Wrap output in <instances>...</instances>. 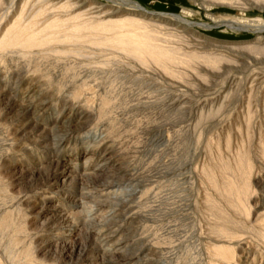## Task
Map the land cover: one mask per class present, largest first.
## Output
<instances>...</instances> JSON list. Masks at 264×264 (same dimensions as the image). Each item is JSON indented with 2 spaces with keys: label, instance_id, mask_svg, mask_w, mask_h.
<instances>
[{
  "label": "rangeland",
  "instance_id": "obj_1",
  "mask_svg": "<svg viewBox=\"0 0 264 264\" xmlns=\"http://www.w3.org/2000/svg\"><path fill=\"white\" fill-rule=\"evenodd\" d=\"M71 1L116 13L110 19L132 15L135 28L155 29L181 53L239 62L213 68L214 75L197 62L181 64L174 68L185 74L183 82L171 83L152 61L145 66L91 44L0 57V263L209 264L218 220L209 198L231 215L205 174L215 166L218 144L230 159L246 145L264 176V81L250 80L255 71L264 74V62L233 50L251 45L256 34L228 25L234 18L264 20V10L236 8L231 0ZM137 6L142 12L131 14ZM62 170L68 178L56 184L52 177ZM249 235L242 242L260 262L264 241Z\"/></svg>",
  "mask_w": 264,
  "mask_h": 264
},
{
  "label": "bare ground",
  "instance_id": "obj_2",
  "mask_svg": "<svg viewBox=\"0 0 264 264\" xmlns=\"http://www.w3.org/2000/svg\"><path fill=\"white\" fill-rule=\"evenodd\" d=\"M5 1L6 0H0V12L3 11V13L0 14V16H1L0 17L1 18V21H0V57H5L8 53H12V52H19L20 54H22V53L27 54V53H32L34 51H38V52H41L44 54H49V53H52L51 51H53L54 48L61 46L62 44H65V45H71L72 44V45H77L79 47L82 45L85 46V44H91V45H94L97 48H100L102 50L103 49L113 50L115 53H120L122 55H125V57L127 56V57H130L136 61H139L141 64H143L145 66L147 64L149 65V63H148L149 61H152L155 64L156 70L158 71V73H160L164 78L170 80L171 83H172V81L173 82H179V83L183 82L185 74L182 71H180L181 69L176 70L174 68V67L180 66L181 64L182 65L186 64V65L191 66L192 62H197L199 64L198 68L201 71H206V72L214 75L215 72H214V70H212L213 68L221 67V64H223L225 62L228 64L239 62V60L228 59V58L223 57V56L207 54L205 52H204V54L201 52L181 53L176 47H169L170 45L165 46L163 44V42H170L171 40L169 38L160 37L159 35H157V33H156L157 31L155 29H152V28L148 29L147 27H139L140 25L138 26L139 28H135L134 21H137V20L132 15H131L132 16L131 17V16L124 14L125 16L123 15L124 17H122L120 19H110L109 17H113L114 15H116V13H114V12H104L103 13V11L101 10L102 9L101 6L100 7H93L90 9L84 8L85 9L84 10V9H82L83 5L82 4L80 5L79 1L72 3L71 0H12L10 2V6H8L9 3L5 2ZM231 1L233 3V6H235L236 8H242V9L258 8L257 10H260V9L264 10V0H243V1L231 0ZM94 8H98V9L96 11H92ZM133 8L130 9L132 12L131 14H133L135 12H142V10L139 8V6H137V8H139L141 11L137 10V8L136 9H133ZM228 25L232 26L233 28L234 27L237 28V26H239L238 29L242 27L241 29L251 30L256 34L255 41L251 45L234 46L233 50L235 52H239V53L243 54L244 56H247L248 59H250L249 62L260 61V60L262 62H264V20L254 19L251 21H242L240 19L238 20V19L234 18V19H231L228 21ZM155 27H156V24H155ZM73 50L77 51V53L81 51V49H73ZM73 50H71V51H73ZM62 53H64V51ZM65 55H67V54H65ZM85 55H87V54H85ZM93 59H95V58H93ZM122 61L125 62L124 60H122ZM108 62H109V60H108ZM112 62H113V60H112ZM115 62H117V61H115ZM109 63H111V61ZM111 65H113V64H111ZM128 66H129V64H128ZM208 66H210V67H208ZM151 67H152V65H151ZM135 68H137V66ZM187 68L189 69V67H186V69ZM149 70L151 71L152 69H149ZM141 71H143V70L141 69ZM185 73H186V71H185ZM261 74L262 73L259 71H255L252 74V76L250 77V80H252V82H253L252 85H255L254 82H256V81H260V84L264 81V74L263 75H261ZM84 75H86V74L84 73ZM88 75H90V74H88ZM90 76H92V75H90ZM77 79H79V78H77ZM1 81H3V80H1ZM43 85H45V84H43ZM0 92H2V91H0ZM72 94H73V92H72ZM51 95H52V93H51ZM33 96H37V94L35 93ZM54 97L55 96H53V98ZM53 98H51V99L53 100ZM183 99L184 98H181L180 101H182ZM44 100H46V99H44ZM63 102H65V101H63ZM250 104H251V102L249 103V106H248L249 108H251ZM253 104H254V102H253ZM36 106H35V109H36ZM26 107L28 108V105ZM40 109H41V107L39 108V110ZM63 109H64V107H63ZM204 109H205V107H204ZM64 110H66V109H64ZM204 112H206V111H204ZM37 113L38 112H36V114ZM64 113H66V111ZM197 115H198V113H197ZM72 116H73V114H72ZM34 118H35V116H34ZM203 119H205L204 114H201L197 124L200 125L202 122H204ZM251 119H252V115H251V111L249 110L247 124L251 123ZM89 121H90V119H89ZM39 126H41V125H39ZM68 126H70V125H68ZM46 127H48V126H46ZM254 127H255V125H254ZM208 128H209V126H208ZM247 128L248 127H246V129ZM250 129H252V128L250 127ZM198 133H199V131H198ZM36 143H37V141H36ZM113 146H115V145H113ZM218 146H219L220 153H219L218 157L216 156L217 161L215 163V166L213 167V166H211L212 165L211 164L210 167H207L205 169V174H206L207 178L209 179V181L211 182V184H213V185L209 184V186H215V188L219 192V194L227 201V203H228L227 207L229 209H231V215L226 211L228 209H224L223 207L217 205V203L213 199L209 198L210 204L212 205V206L211 205L210 206L214 208V210L216 211L217 217H218L217 218L215 216L216 219H218V220H217L216 224L213 226V233L217 236V238L209 246L210 247L209 252H208L209 253L208 257H210L209 264H264V253L260 254L261 260H260V262H258L259 258L257 259V255H259V254H257V251L253 247L252 248L254 249V251H252V249L250 247L247 250V248H246L247 245L244 244V242H242L243 238L249 234L255 235L259 240L264 241V198L263 197L260 198L257 196L256 189H255L256 186H254V184H253L254 180L258 181V183H260L263 186L262 188H264V176L261 175L262 172H260V171L256 173L257 169H256L255 161L252 159L251 151L249 150L250 148L248 149L246 147V145H243V144H242V146L237 145L239 147H238L237 151L235 150L236 151V152H234L235 154L232 155V159H230L229 157H226L225 156L226 154L222 153L220 144H218ZM227 146L228 147L231 146V136H228V138H227ZM112 157H114V156H112ZM260 158L264 161V149L262 150V155ZM52 161H53V159H52ZM263 161L260 163H263ZM53 163H55V162L53 161ZM59 165H61V164L59 163ZM93 166H94V163H93ZM121 166H122V164H121ZM67 167H69V166H67ZM83 170H84V168H83ZM72 171L74 172V169ZM84 173H85V171H84ZM84 173H82V174H84ZM97 174L99 175V173H97ZM62 177L68 178V171H65V170H62L60 172L56 171V173H54V175L52 177V180L53 179L56 180L55 182H56V184H58L57 182ZM207 178H206V180H207ZM209 181L207 180V183ZM73 183H75V182H72V184ZM65 184H67V183H65ZM81 184L83 185V182ZM92 184H95V183L92 182ZM261 185L259 187H261ZM62 186H63V184H62ZM83 186H82V188H86ZM104 189L105 188H103V190ZM100 191H102V190H100ZM89 192L91 193V191H89ZM98 192H99V190H98ZM113 192H112V194H113ZM90 193H88V194H90ZM207 194L210 195V193H207ZM97 203H98V201H97ZM211 210H213V209H211ZM210 223H211V221H210ZM70 225L71 224H69V226ZM210 231H211V229H210ZM213 233H211V234H213ZM249 237H250V235H249ZM106 238L108 241L111 240L108 237H106ZM148 246H150V245H148ZM239 246L245 247V249L242 252H240V254L238 253V250L240 248ZM237 253L239 254L240 257L239 256L237 257Z\"/></svg>",
  "mask_w": 264,
  "mask_h": 264
}]
</instances>
